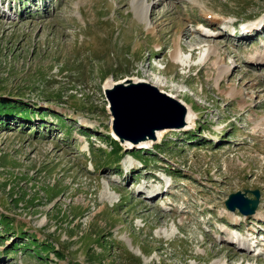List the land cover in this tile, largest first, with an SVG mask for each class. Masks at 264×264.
<instances>
[{"label": "rangeland", "instance_id": "1", "mask_svg": "<svg viewBox=\"0 0 264 264\" xmlns=\"http://www.w3.org/2000/svg\"><path fill=\"white\" fill-rule=\"evenodd\" d=\"M134 1L0 0V264H264V0H145L147 22ZM127 79L192 122L118 160ZM245 190L254 218L225 205Z\"/></svg>", "mask_w": 264, "mask_h": 264}, {"label": "water", "instance_id": "2", "mask_svg": "<svg viewBox=\"0 0 264 264\" xmlns=\"http://www.w3.org/2000/svg\"><path fill=\"white\" fill-rule=\"evenodd\" d=\"M140 90H145L149 94H133ZM107 98L111 103L112 115L116 118L114 130L124 139L120 140L122 144H128L125 140L134 144L155 130L186 127L183 106L177 100L160 93L157 88L147 85H133L127 88L118 85L107 93ZM248 194L256 198H251ZM261 198L260 191L245 190L231 194L225 205L228 210L239 211L245 218H250L258 213Z\"/></svg>", "mask_w": 264, "mask_h": 264}, {"label": "bare ground", "instance_id": "3", "mask_svg": "<svg viewBox=\"0 0 264 264\" xmlns=\"http://www.w3.org/2000/svg\"><path fill=\"white\" fill-rule=\"evenodd\" d=\"M134 3H135V12H136V14L140 17V18H142L143 20L142 21H144V22H147V18L149 17L148 16V13H149V10H150V8L147 6L148 4H147V2L145 1V0H136V1H134ZM260 22H256V24H253L252 26L251 25H249L250 27H256V26H258V24H259ZM176 50L174 51V53H173V55H172V57L171 58H173V60H174V62H177V63H181V64H183V65H187V63L189 62V58L188 57H185V54H184V52H183V50H182V48H181V46H180V44H176ZM213 54V53H212ZM221 64V63H220ZM222 66L220 67V72H219V78H222L223 76H226L227 74H228V71H229V68L228 67H226V66H224L223 64H221ZM150 82H152L155 86H152V85H149V83H146V82H138V80H133V79H127V81H123V82H120V83H114V85L112 84V82H109V84H111L110 85V87H109V89H108V91H107V93L109 92V91H111V90H113L114 89V87H116V86H118V85H120V86H124V87H127V88H129V87H132L133 85H147V86H150V87H154V88H156V86L157 87H164L163 86V83L161 82V81H159V80H157V81H153V80H150ZM234 89V88H233ZM242 92V91H241ZM139 94V93H142V94H149L147 91H145V90H140V91H138V92H134L133 94ZM243 93V92H242ZM231 96L232 97H241L242 95H241V93H238V92H236L235 90H232V92H231ZM151 95V94H150ZM170 97V96H169ZM177 99H178V96H175ZM171 98V97H170ZM172 99H174V98H172ZM178 102H180V101H178ZM186 103V102H185ZM244 103V102H243ZM179 104H181V103H179ZM186 104H188V103H186ZM245 104V103H244ZM182 105V104H181ZM189 105V104H188ZM110 106H111V104H110ZM109 106V110H110V112H111V114H112V109H111V107ZM244 106H246V105H244ZM183 109H184V113H186L187 114V117H188V115H190V113H191V111H192V107L191 108H186V107H184L183 106ZM173 111V110H172ZM145 112V111H144ZM143 112V113H144ZM169 112V111H168ZM167 112V113H168ZM173 115V114H172ZM113 116V115H112ZM113 124H114V121H115V116L113 117ZM192 121L190 120L188 123H186L185 124V126H188L190 123H191ZM262 125H264V121H263V123L262 124H258L257 125V128H256V131H257V133L259 132V133H261V135H263L264 136V129L262 130ZM162 131V132H161ZM167 131H170V130H155L153 133H151V134H149V135H145V136H143L140 140H138L137 142H135L134 144L132 143V142H130L129 141V144H131L132 143V145H134V146H136L135 144H138V145H141V144H147V146L148 147H150L151 146V144H152V142H156L157 141V136H159V134H163V135H165L166 133H167ZM260 131H262V132H260ZM116 133V135H117V132H115ZM162 135V136H163ZM117 137L119 138V140H124V139H122V138H120L118 135H117ZM157 138V139H156ZM125 142H128L127 140H125ZM151 143V144H150ZM153 193H154V191H153ZM159 192H157L156 194H158ZM151 196H155V195H149V196H147V198L148 199H152V197ZM259 215H262L261 213H259ZM259 215H257V217L259 216ZM253 218H254V216H253ZM256 218V217H255ZM226 228H228V227H226ZM232 234V233H231ZM248 237V236H247ZM249 237H251V236H249ZM251 239V243H249V244H251V245H253V247L254 246H257V237H255V236H253V237H251L250 238ZM232 240H236L235 238H234V236L232 237ZM240 242V239L239 238H237V242ZM241 242H243V241H241ZM235 243H236V241H235ZM244 243V242H243ZM233 245V244H232ZM245 246H246V244H245ZM260 255V254H259ZM245 263V262H244ZM214 264H228V261H221L220 260V262L219 261H217L216 263H214Z\"/></svg>", "mask_w": 264, "mask_h": 264}, {"label": "trees", "instance_id": "4", "mask_svg": "<svg viewBox=\"0 0 264 264\" xmlns=\"http://www.w3.org/2000/svg\"><path fill=\"white\" fill-rule=\"evenodd\" d=\"M3 105L4 104H1L0 103V117H4V118H11L12 117V115H15V112L13 111V109L12 108H10V109H6V108H4L3 107ZM27 111L28 110H26L25 111V113H27ZM112 143L113 144H116V146L117 147H115V148H112V151L111 152H114V156H116V158L119 160L120 159V156H121V152H123L124 151V149H122L123 147L118 143V142H116V141H113L112 140ZM121 150V152H119ZM133 155V154H132ZM133 156H135L134 158H136L137 157V159L138 158H140L139 156H138V154L136 155H133ZM3 219H1V220H4V222H5V224H6V227L7 228H11V222L9 221V219H6V218H4V217H2ZM33 239V238H32ZM29 240H31V239H29ZM35 240H32V244H34L35 242H34ZM51 246V244H49L48 242H47V246H44V247H42V249L43 250H48L49 249V247ZM39 251H37V252H35V253H38ZM48 252V251H47ZM39 254V253H38Z\"/></svg>", "mask_w": 264, "mask_h": 264}]
</instances>
